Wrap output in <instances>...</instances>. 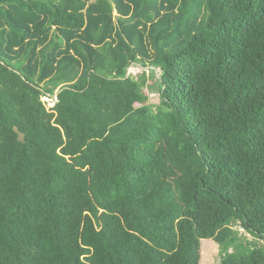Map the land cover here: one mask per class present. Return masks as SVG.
I'll return each mask as SVG.
<instances>
[{"label":"trees","instance_id":"16d2710c","mask_svg":"<svg viewBox=\"0 0 264 264\" xmlns=\"http://www.w3.org/2000/svg\"><path fill=\"white\" fill-rule=\"evenodd\" d=\"M238 227L264 241V0H0V264H264Z\"/></svg>","mask_w":264,"mask_h":264},{"label":"rangeland","instance_id":"374dc122","mask_svg":"<svg viewBox=\"0 0 264 264\" xmlns=\"http://www.w3.org/2000/svg\"><path fill=\"white\" fill-rule=\"evenodd\" d=\"M19 59H21V57ZM18 60H16L15 63ZM153 71L154 70L151 68H143L141 64L132 65L129 68V74H131L133 78H136L139 83L142 84L141 91L148 95L150 99V105L157 107L159 100V85L156 84L155 73ZM42 101L49 111L53 109L57 103L56 96L43 98ZM235 229L240 232L242 239L256 242L257 246L264 250V241L255 240L252 236L248 235L243 229L239 227ZM235 251L236 247H232L230 250L231 253H234ZM201 255V264H220L223 256L221 248L213 240H204L202 242Z\"/></svg>","mask_w":264,"mask_h":264},{"label":"water","instance_id":"95a60500","mask_svg":"<svg viewBox=\"0 0 264 264\" xmlns=\"http://www.w3.org/2000/svg\"><path fill=\"white\" fill-rule=\"evenodd\" d=\"M15 132L18 134L19 141H21V142L24 141L25 135L23 133H21L17 127L15 128Z\"/></svg>","mask_w":264,"mask_h":264}]
</instances>
